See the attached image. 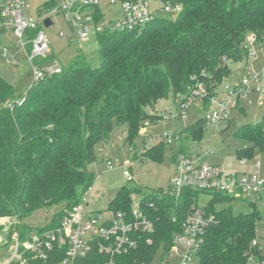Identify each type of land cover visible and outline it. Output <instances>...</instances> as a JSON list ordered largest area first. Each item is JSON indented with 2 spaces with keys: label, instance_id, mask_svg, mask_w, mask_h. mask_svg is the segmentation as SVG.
<instances>
[{
  "label": "trees",
  "instance_id": "trees-1",
  "mask_svg": "<svg viewBox=\"0 0 264 264\" xmlns=\"http://www.w3.org/2000/svg\"><path fill=\"white\" fill-rule=\"evenodd\" d=\"M176 1L182 5L176 16H160L143 28L105 31L92 60L78 54L62 72L33 84L24 104L0 107V218L22 219L59 205L63 208L49 225L58 226L79 201V189L82 193L92 186L95 173L90 166L99 160L97 143L123 126L128 131L126 142H132L144 121L162 119L150 108L154 110L160 99L186 95L189 87L203 83L208 101L232 73L228 62L247 60L250 35L254 45L264 47V0ZM21 95L0 77V103ZM205 128V119L199 117L181 133L200 140ZM237 135L250 143L239 150L242 158L252 159L256 149L264 152V118ZM165 145L155 143L146 154L161 160ZM133 192L123 187L109 209L132 220ZM200 192L204 191L184 188L178 197L164 192L141 199L140 209L154 222V230L137 234L138 248L117 257L119 262H151L162 244H170ZM209 193L214 196L205 209L214 218L199 251L201 264H248L260 212L218 210L216 203L232 197ZM3 231L0 222V246L11 240V234L7 240L1 238ZM26 257L28 264L56 260L45 261L30 250Z\"/></svg>",
  "mask_w": 264,
  "mask_h": 264
},
{
  "label": "built area",
  "instance_id": "built-area-1",
  "mask_svg": "<svg viewBox=\"0 0 264 264\" xmlns=\"http://www.w3.org/2000/svg\"><path fill=\"white\" fill-rule=\"evenodd\" d=\"M101 1L61 0V3H58V0H52L51 4L45 9H40L38 16L35 17L28 12L26 0H2L0 29L6 28L11 31L16 38L18 48L26 50L29 59L37 66L50 60L49 57L53 54L45 31V19L54 20L55 16L62 14L69 21L75 34L81 40H87L93 26L97 32L102 29L98 25L103 17ZM105 2L109 6L119 3L122 8V17L110 21L106 31L143 28L160 17V12L176 16L182 11V5L176 0H160L154 7L149 0H105ZM250 38L254 45L255 37L252 35ZM247 47L250 50V46ZM8 55L9 50L5 48L4 56ZM248 55L254 56L256 52L253 50ZM7 62L16 64V60L8 57ZM62 70L63 67L58 62L54 67L47 69L35 67L33 84ZM263 81L264 69L258 73L242 76L235 83L229 82L221 91H215L208 101L206 99L209 91L203 83H200L197 87H189L186 95L180 94L181 97L179 95L176 98L179 103L176 112L166 111L162 115L164 118L166 115L167 118L185 119L182 108H187L191 102L201 103L206 108V114L203 116L205 121L221 129L230 122L234 108H244L240 100L247 98V92L252 91L261 97L264 96ZM26 100L27 95L23 94L6 100L4 106L14 108L24 104ZM181 131L177 135L170 133L160 135L156 141H152L155 139L152 137L148 139L151 145L159 142L178 145L175 156L176 175L170 189L165 193L178 197L184 188H190L204 192H218L235 199L261 196L264 193V179L259 172L241 170L226 173L218 164L202 162L204 155L180 151L183 146L182 138L185 136ZM252 159L243 158L242 164L245 165ZM109 164L112 166L111 161ZM255 164L259 167L260 161H256ZM124 174L130 181L135 179L130 169L124 168ZM92 191L93 187L90 186L80 194L79 201L68 210L58 227L44 233L36 232L26 239H22L19 232L13 234L10 247L12 256L0 264H28L26 257L28 250L35 252L45 261L56 259L51 264H124L119 262L117 257L127 255L138 248L139 237L135 236L153 231L154 222L141 211L139 202H134V196H132V220L128 219L126 213H116L110 209L88 211ZM213 218L205 207L193 205L180 222L179 230L173 233L170 244H162L151 262L144 259L134 264H154L160 251L163 257L161 264H201L199 251L204 242L206 228ZM103 255L107 258H102ZM248 264H264V238L255 237L252 240L248 252Z\"/></svg>",
  "mask_w": 264,
  "mask_h": 264
},
{
  "label": "rangeland",
  "instance_id": "rangeland-1",
  "mask_svg": "<svg viewBox=\"0 0 264 264\" xmlns=\"http://www.w3.org/2000/svg\"><path fill=\"white\" fill-rule=\"evenodd\" d=\"M159 1L149 0L152 7L158 5ZM1 2L2 0H0ZM49 2H52V0H26L27 10L31 15L37 17L39 10L45 9ZM58 3H61V0H58ZM101 9L103 17L98 25L102 29L97 32L93 26L87 40H81L75 34L74 29L64 15L55 16L54 23L45 28L54 57L37 66L29 59L26 50L18 48L13 33L6 28L0 29V77L15 85L18 88V94L21 95L26 94L34 83L35 67L47 69L54 67L57 62L62 67H69L78 54H83L89 60H92L93 55L99 49L100 34L106 31L110 21L122 17V8L119 3L109 6L105 0H102ZM159 15L161 17L174 16L163 12H160ZM251 36L246 40V44L250 46L248 54L254 50L256 55H248L246 61H229L232 73L224 79L221 85L217 86L216 91H221L229 82H237L242 76L258 73L264 69V47L252 45ZM5 48L9 50L7 57L16 60V64L7 62V57L4 56ZM247 94V98H241L240 100L244 108H234L231 120L226 126L217 129L206 122L202 139L194 140L184 136L182 144L186 148V152L204 155L202 162L218 164L226 173L249 170L259 172L264 179V152L256 149L253 159L246 162L245 165L242 164L243 158L239 154V150L249 146L250 143L239 137L237 132L247 125L258 124L264 118V96L261 97L252 91L247 92ZM178 105V101L174 98L160 99L155 105L156 108L154 110L150 108L149 110L150 113L156 114L154 116H161L166 111L176 112ZM2 106H4V102L0 103V107ZM182 114L185 119L167 118L165 115V118L162 117L160 120L159 117H154L144 121L138 136L132 142H126L128 131L127 127L123 126L116 128L107 141L96 144L99 160L90 166V170L95 173V179L92 183L93 191L89 197L88 211L109 210L110 202L125 186L134 191L132 195L136 203L145 196L162 195L170 189L172 180L176 175L174 157L177 155L178 145L166 144L161 160L154 155L146 154V150L152 144L148 140L150 137L155 138L152 141H156L160 135L168 133L177 135L188 124L199 117H203L206 114V108L201 103L191 102L187 108H182ZM109 161L112 162V166ZM256 161H260L259 167L256 166ZM124 168L133 172L134 180L127 179ZM79 190L81 194V188ZM213 196V193L200 192L196 203L206 207ZM229 207L236 214L258 210L260 217L256 223V235L259 239L264 238V193L261 196H250L245 199L232 198L230 201L216 203V209L218 210ZM62 208L63 206L59 205L51 209L43 208L22 219L17 216L0 218V222L4 225L1 238L7 240L9 234L12 236L19 232L20 236L26 239L36 232L44 233L49 229L56 228L59 225L55 227L49 225L56 221V215ZM9 240L7 244L0 246V263H4L12 256L10 247L13 241ZM162 258V251H160L154 264H161Z\"/></svg>",
  "mask_w": 264,
  "mask_h": 264
},
{
  "label": "water",
  "instance_id": "water-1",
  "mask_svg": "<svg viewBox=\"0 0 264 264\" xmlns=\"http://www.w3.org/2000/svg\"><path fill=\"white\" fill-rule=\"evenodd\" d=\"M53 20L51 18H46L45 21H44V24L46 27H49L53 24Z\"/></svg>",
  "mask_w": 264,
  "mask_h": 264
},
{
  "label": "crops",
  "instance_id": "crops-1",
  "mask_svg": "<svg viewBox=\"0 0 264 264\" xmlns=\"http://www.w3.org/2000/svg\"><path fill=\"white\" fill-rule=\"evenodd\" d=\"M54 54V53H53ZM53 54H51V55H53ZM241 171V170H240Z\"/></svg>",
  "mask_w": 264,
  "mask_h": 264
}]
</instances>
